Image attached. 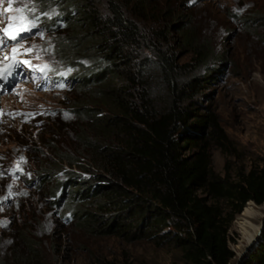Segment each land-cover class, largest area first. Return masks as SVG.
<instances>
[{"label": "trees", "instance_id": "trees-1", "mask_svg": "<svg viewBox=\"0 0 264 264\" xmlns=\"http://www.w3.org/2000/svg\"><path fill=\"white\" fill-rule=\"evenodd\" d=\"M44 1L55 11L45 24L63 38L56 63L72 69L83 90L74 109L86 129L78 136L81 162L45 156V192L56 199L67 188L62 212L91 236L151 242L177 251L185 264H231L233 221L249 202L264 205V156L223 175L213 169L211 148L231 144L218 115L195 107L196 72L209 77L222 55L197 44L171 10L161 27L147 28V0ZM175 50L191 61L178 63ZM150 61L162 95L151 85ZM21 243L25 255H0V264H33L32 240L22 235ZM239 264H264V229Z\"/></svg>", "mask_w": 264, "mask_h": 264}, {"label": "rangeland", "instance_id": "rangeland-1", "mask_svg": "<svg viewBox=\"0 0 264 264\" xmlns=\"http://www.w3.org/2000/svg\"><path fill=\"white\" fill-rule=\"evenodd\" d=\"M165 10L179 14L196 43H204L224 59L211 63L209 77L201 69L196 72L202 76V89L195 107L218 115L231 144L227 151L211 148L214 171L223 175L227 168L250 166L264 156V0H147L146 27H161ZM54 14L44 0H0V37L7 41L0 48V72L11 70L7 80L0 79V255H25L21 243L25 235L34 244L33 264H185L177 251L151 242L87 234L62 212L67 188L56 199L45 192L40 169L45 156L57 154L81 162L78 136L86 132L83 113L74 109L83 101V90L73 80V70L55 59L62 34L45 24ZM22 16L38 17L37 27L12 40L4 30L17 33ZM13 48L19 53L15 60ZM175 58L188 62L191 54L175 50ZM16 62L19 68L12 67ZM147 70L154 93L162 95L165 90L151 61ZM73 171L83 176V171ZM60 173L58 178L66 180ZM52 200H58V207ZM246 207L253 212L250 220L260 225L264 205L249 202ZM241 217L230 228V247L236 255L231 264L248 245L238 228Z\"/></svg>", "mask_w": 264, "mask_h": 264}, {"label": "snow or ice", "instance_id": "snow-or-ice-1", "mask_svg": "<svg viewBox=\"0 0 264 264\" xmlns=\"http://www.w3.org/2000/svg\"><path fill=\"white\" fill-rule=\"evenodd\" d=\"M37 19H38V17H33L31 20H26V18L22 16L21 20L24 21V23L21 24V26L19 27L17 33H10V32H8V29H5L4 31L9 35V38L12 39V40H17V39L23 38L22 37L23 33L30 32L31 30H33V29H35L37 27V24L35 22ZM9 27L11 28L12 25H10ZM37 34L42 35V33H37ZM6 44H7V41L4 40L2 37H0V48L6 46ZM27 51L31 52V51H33V49L29 48V49H27ZM17 54H19L18 50L16 48H13V50H12V59L13 60H15V56ZM23 63L24 64H28L29 62L28 61H24ZM12 67L19 68L20 67V62L14 63L12 65ZM46 69H47V66L45 65L44 68H41L40 70L44 71ZM9 75H11V70L10 69L6 73L0 72V79L7 80ZM0 91H2V87H0Z\"/></svg>", "mask_w": 264, "mask_h": 264}, {"label": "bare ground", "instance_id": "bare-ground-1", "mask_svg": "<svg viewBox=\"0 0 264 264\" xmlns=\"http://www.w3.org/2000/svg\"><path fill=\"white\" fill-rule=\"evenodd\" d=\"M241 214L242 217L238 219V228L242 233V240L249 244L257 235L260 225H256L250 220L253 212L249 207H245Z\"/></svg>", "mask_w": 264, "mask_h": 264}, {"label": "water", "instance_id": "water-1", "mask_svg": "<svg viewBox=\"0 0 264 264\" xmlns=\"http://www.w3.org/2000/svg\"><path fill=\"white\" fill-rule=\"evenodd\" d=\"M263 229H264V215H263V218L261 220L260 227H259V230L257 232V235L245 247V249L239 254V256L237 257V259H236V261H235L234 264H239L241 262L242 258L248 253L249 249L255 244V242L257 241V239L260 237V235L262 234Z\"/></svg>", "mask_w": 264, "mask_h": 264}]
</instances>
